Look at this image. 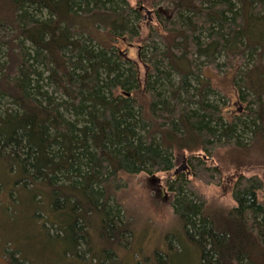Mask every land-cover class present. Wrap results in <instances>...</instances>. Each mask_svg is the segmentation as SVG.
Segmentation results:
<instances>
[{
	"label": "trees",
	"instance_id": "1",
	"mask_svg": "<svg viewBox=\"0 0 264 264\" xmlns=\"http://www.w3.org/2000/svg\"><path fill=\"white\" fill-rule=\"evenodd\" d=\"M151 3L170 14L157 9L159 28L139 44L142 91L136 62L93 34L137 38L141 1L0 0L8 34L0 38V161L22 173L11 196L24 188L36 202L42 185L48 210L68 214L51 237L70 232L74 255L110 264L112 254L93 252L89 231L110 245L125 242L115 199L122 176L169 173L183 152L188 171H176L166 189L201 264H264L263 180L231 176L229 209L208 205L193 184L223 182L226 160L264 154V0ZM209 68L235 74L240 107L232 118Z\"/></svg>",
	"mask_w": 264,
	"mask_h": 264
},
{
	"label": "rangeland",
	"instance_id": "2",
	"mask_svg": "<svg viewBox=\"0 0 264 264\" xmlns=\"http://www.w3.org/2000/svg\"><path fill=\"white\" fill-rule=\"evenodd\" d=\"M128 1L134 6L141 1L143 5L140 19L135 21L139 29L137 38L130 42L124 38L115 39L103 30H94L93 34L102 44H115L123 54L136 62L143 91L147 68L140 61L139 44L152 29L159 28L155 11L159 9L162 14L170 13L161 6L153 7L152 0ZM0 38L3 42L8 39L6 30H0ZM1 49L5 51V47ZM0 58L4 59V56L0 55ZM205 75L212 79L216 92L224 97L228 117H234L240 107L233 83L234 72H216L209 68L205 70ZM140 96L142 100L145 99L143 95ZM1 105L2 112L9 106L7 100H3ZM220 154L223 155V152ZM243 154L235 162L226 160L223 182L206 184L193 180L194 186L205 196L211 207L229 209L235 205L229 180L233 175H256L264 182V154L256 149ZM175 158V169L169 173H160L154 177L144 173L122 176L123 186L115 199L124 211L123 219L130 233L125 234L124 243L110 245L92 228L89 237L95 247L94 253L100 255L104 249L106 253L112 254L114 258L110 264H201L200 255L188 240L174 213V194L166 189L168 179L173 178L177 172H187L189 168L183 152H176ZM21 176L22 173L10 174L0 161V264H10L13 256L16 259L20 256L19 262L22 264H103L90 256L74 255L76 253L71 240L74 235L69 231L64 238H52L56 232L48 229L54 224L60 226L65 220L68 221V214L48 210L49 196L42 185L37 186L40 197L36 202L33 193H28L24 188H20L21 191L18 189V194L15 192L11 196ZM262 194L264 196V191Z\"/></svg>",
	"mask_w": 264,
	"mask_h": 264
}]
</instances>
